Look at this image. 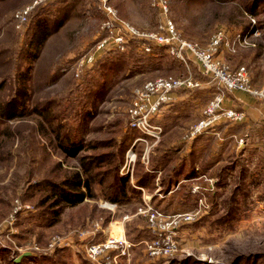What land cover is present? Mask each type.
<instances>
[{
	"label": "rangeland",
	"instance_id": "rangeland-1",
	"mask_svg": "<svg viewBox=\"0 0 264 264\" xmlns=\"http://www.w3.org/2000/svg\"><path fill=\"white\" fill-rule=\"evenodd\" d=\"M33 1L0 0V264H97L84 249L91 241L109 239L113 227L135 244L128 257L118 256L117 264H264V100L245 94L246 103H238L224 93L225 105L244 111L245 120L221 122L186 144L184 137L201 108L220 91L194 63L192 75L202 87L177 94L181 102L191 103L190 113L167 132L161 126L162 136L151 149L141 142L132 145L145 136L133 129L138 135L118 164V174L133 188L131 199L115 204L98 194L75 207L62 203L57 219L47 224L43 213L51 208L43 204L52 192L51 182L80 170L79 157L106 151L105 140L112 135L116 149L122 148V134L131 129L128 109L135 89L184 70L169 62L163 47L146 52L132 40L124 51H100L75 77L78 61L103 36L99 27L105 15L98 2L46 0L33 6L28 21L17 28L14 12ZM167 1L169 17L184 39L205 46L221 28L248 36L250 46L224 49L220 57L232 67L245 65L254 84L264 85V30L257 27L264 23V0L257 1L262 4L256 16L245 10L248 0ZM111 3L121 19L141 31H155L162 21L153 0ZM37 17L45 20L49 32L35 50L30 34ZM227 99L235 104L227 105ZM14 100L21 107L9 119L1 110L16 105ZM69 139L84 145L77 157L59 148L60 141ZM131 147L136 153L132 173L125 163ZM162 147L172 152L170 161L154 172L147 192L136 189L140 171L148 172L151 157ZM182 160L186 175L192 167L197 178L183 175L165 189L162 179ZM144 203L164 214L192 212L193 220L175 232V253L151 257L144 250L143 241L154 236L148 217L138 212ZM27 251L32 255L16 261Z\"/></svg>",
	"mask_w": 264,
	"mask_h": 264
},
{
	"label": "built area",
	"instance_id": "built-area-1",
	"mask_svg": "<svg viewBox=\"0 0 264 264\" xmlns=\"http://www.w3.org/2000/svg\"><path fill=\"white\" fill-rule=\"evenodd\" d=\"M44 1L46 0H34L32 4L16 10L13 14L16 27L19 28L25 24L33 6ZM96 1L105 15L99 27L103 36L78 61L73 71L75 77H79L82 67L92 63L95 60V55L100 51L109 48L124 51L132 40L140 43V47L146 52H151L154 47H163L170 57L185 67L182 75L159 76L146 81L141 87L135 89L128 109V126L148 136L149 139L141 136L132 145L141 142L151 149L162 135V127L155 120L166 107L175 102V91L202 87L200 81L193 77L190 63H194L199 73L212 81L220 91L214 92L202 107L201 116L188 129L184 137L186 143H190L199 135L214 131L217 124L221 122L240 123L245 120L244 111L225 105L224 93L241 91L251 97L264 100V85L258 87L254 84L252 75L245 65L232 67L220 57L224 49L234 52L238 46H250L252 42L248 36L235 32L232 34L221 28L212 35L207 45L201 46L181 37L173 20L169 17L167 0H153V4L159 9L162 21L155 31L148 32L141 31L128 21L121 19L111 0ZM256 34L257 32L254 31V35ZM242 141L243 138L240 139V142ZM135 158L136 153L132 151L131 147L127 160H125L127 171L133 165ZM132 170L131 167L130 173ZM138 212L148 217L150 222L148 227L154 234L153 238L143 241L144 250L151 257L175 253L178 250L175 240L177 228L180 224L193 220L194 217L192 212L164 214L147 203H144ZM134 245L125 238L114 239L110 236L109 239L101 243L89 242L84 252L90 261L97 264H117L118 256L128 257L130 249ZM113 249H120V252L110 255L109 252Z\"/></svg>",
	"mask_w": 264,
	"mask_h": 264
},
{
	"label": "trees",
	"instance_id": "trees-1",
	"mask_svg": "<svg viewBox=\"0 0 264 264\" xmlns=\"http://www.w3.org/2000/svg\"><path fill=\"white\" fill-rule=\"evenodd\" d=\"M223 1V0H218ZM258 0H248V3L245 5V10L252 15H258L257 9L262 4H258ZM120 16V14H119ZM121 17V16H120ZM122 18V17H121ZM260 26H257L260 30H264V23H259ZM31 36L30 44L36 50L39 45L43 44V41L46 39L49 30L47 29L45 20L37 17L31 26ZM46 32V36L43 39L39 38V32ZM34 33L36 34L34 36ZM41 33V34H42ZM170 57V56H169ZM169 61L171 64L175 62L181 65L182 69L185 71V67L182 63L175 60L173 57H170ZM213 85V83H212ZM91 85L87 87L86 90L90 91ZM212 90H216L214 85ZM216 92V91H214ZM184 93H188L184 92ZM13 102H17L14 100ZM21 103H18L14 106L9 105L5 106L1 113L7 118H13L16 116V110L19 109ZM185 105L184 108L175 104L170 107L168 113L164 116L161 121L163 126V131H168L170 127L179 119L184 116H187L190 113L191 103H181ZM41 112V111H40ZM138 133L133 129H129L127 132L122 134L121 145L122 148L116 149L117 140L116 136L112 135L109 139L105 140L106 151H99V153L83 155L79 157L80 161V170L75 169L70 174L65 175L59 180V183H52L51 194L48 199L45 200L43 205H48L51 210L48 214L47 212L43 213V218L47 224H51L53 219H57V214L59 212L58 208L60 204L64 203L67 206L75 207L81 204L86 198H95L99 194L104 200H108L115 204L124 203L127 200H130L132 197L133 188L127 185V180L121 177L118 174V164L123 158V152L127 145L131 142L132 139L136 138ZM116 143V146L114 145ZM60 150L68 157H77L78 154L84 149V145H81V142L74 140H65L59 142ZM172 152L169 151V148H159L158 153L151 157L149 163L148 172L140 171V178L137 181V185L141 187H148L152 183L153 174L156 170L161 168L171 159ZM187 163L182 160L177 166L172 170L167 172L164 179H162V187L169 189L171 186L175 185L178 182V179L184 175L183 178H197L194 168L189 167V172H184ZM50 201V202H49ZM155 208V207H154ZM47 215V216H45ZM17 264V263H14Z\"/></svg>",
	"mask_w": 264,
	"mask_h": 264
},
{
	"label": "crops",
	"instance_id": "crops-1",
	"mask_svg": "<svg viewBox=\"0 0 264 264\" xmlns=\"http://www.w3.org/2000/svg\"><path fill=\"white\" fill-rule=\"evenodd\" d=\"M193 64V63H192ZM195 66V65H194ZM196 68H197V66H196ZM197 71L199 72V70H198V68H197ZM196 89H199V88H196ZM179 91V92H178ZM181 91H183V92H181ZM187 91H189V89H179V90H176L175 91V93H174V96H175V102L173 103V104H171V105H169L168 107H166L164 110H163V112H161V114H160V116L155 120V122L157 123V124H160L161 126H162V124H161V121H162V119L164 118V116L168 113V111H169V109H170V107H172L173 105H175V104H177V105H179V106H181L182 108H184V106L185 105H183V104H181V103H184V102H181V100H183V99H181V98H179V96L177 95V94H181V93H184V92H187ZM230 95L232 94V98L231 99H233V98H235V101L236 102H238V103H246L245 102V93H243V92H241V91H235L234 93H229ZM230 99V101L227 99L226 100V104L227 105H230V102H231V104L232 103H234L235 104V102H233L232 100ZM187 101H190L191 102V100H187ZM192 106V105H191ZM193 108V107H192ZM201 110H202V108H201ZM200 116H201V113H200ZM199 116V117H200ZM242 123V122H241ZM162 136V135H161ZM186 144H191V143H186ZM188 145H186V147H187ZM188 150V149H187ZM137 179H139V178H137ZM138 181V180H137ZM134 187L136 188V189H138V190H145L146 191V188L147 187H141V186H139V185H134ZM147 192V191H146ZM148 194V193H147ZM141 196H142V194H141ZM152 196V195H151ZM146 198H149V196H147ZM104 234V233H103ZM109 235H110V232H109ZM104 236H105V234H104ZM104 238V237H103Z\"/></svg>",
	"mask_w": 264,
	"mask_h": 264
},
{
	"label": "bare ground",
	"instance_id": "bare-ground-1",
	"mask_svg": "<svg viewBox=\"0 0 264 264\" xmlns=\"http://www.w3.org/2000/svg\"><path fill=\"white\" fill-rule=\"evenodd\" d=\"M111 238H114V239L123 238L122 232L117 235L115 232V228L113 227V229L111 230Z\"/></svg>",
	"mask_w": 264,
	"mask_h": 264
},
{
	"label": "water",
	"instance_id": "water-1",
	"mask_svg": "<svg viewBox=\"0 0 264 264\" xmlns=\"http://www.w3.org/2000/svg\"><path fill=\"white\" fill-rule=\"evenodd\" d=\"M29 255H32V253L31 252H24V253H22L18 258H16V261H19L21 258H22V256H29Z\"/></svg>",
	"mask_w": 264,
	"mask_h": 264
}]
</instances>
